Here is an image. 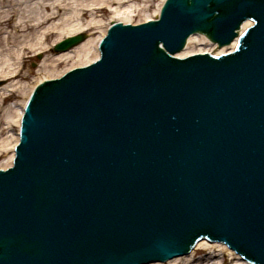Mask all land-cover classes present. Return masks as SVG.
<instances>
[{
  "label": "water",
  "instance_id": "95a60500",
  "mask_svg": "<svg viewBox=\"0 0 264 264\" xmlns=\"http://www.w3.org/2000/svg\"><path fill=\"white\" fill-rule=\"evenodd\" d=\"M193 33L234 48L175 56ZM99 50L26 101L0 264L165 262L204 238L264 264V0H165Z\"/></svg>",
  "mask_w": 264,
  "mask_h": 264
},
{
  "label": "bare ground",
  "instance_id": "6f19581e",
  "mask_svg": "<svg viewBox=\"0 0 264 264\" xmlns=\"http://www.w3.org/2000/svg\"><path fill=\"white\" fill-rule=\"evenodd\" d=\"M15 1L16 3L18 2H21L23 4L27 3V16H24L25 19L20 23L19 26L21 28V31L27 32L26 37H29L28 34L31 32V30L36 31L38 28H41L42 31H40V34L42 36V34L44 33V38H47V35L49 33H55V34L59 33L57 35L58 37L57 42L60 41L63 35L65 37L68 35L71 36L72 34L75 33H77V35H86L84 33L79 34L78 32L86 31L87 29L90 30L97 28L98 25H96V23L98 22V20L95 19L94 17V14L96 13L94 11L95 8L99 6H102L104 8L108 6L107 8H109L110 11H113L117 16H119L118 21L128 22L127 20L131 19L129 15H131V13L135 9L139 8L138 10L142 11L140 5L142 4L141 6L143 7L144 5L149 3V0H0V24L4 20L6 22H10L11 17H9L10 16L9 13L10 12L11 14L15 13V8H11L12 10L7 12L6 9L1 10V7H3L6 3L13 4L15 3ZM161 1L163 2V0ZM161 1L157 4V7L155 9V14H158L159 12V9L162 4ZM112 4L116 5V7H114L113 9L111 7ZM82 15L84 16L88 15V17L90 15L91 18H89L87 21L82 22L81 21ZM250 24H251L250 21L244 22L241 26V29L246 28ZM106 29L101 32V35L98 37L97 40L91 38L85 41L83 40L78 45L74 46V48L57 52L56 55H54L55 57L54 60L55 61L66 60V59H72L73 57L74 58L79 57L85 59L84 64L95 60L99 56V51L97 49L98 41L105 34ZM5 34H7L6 31L3 34L1 40L5 45H10V39L12 38L13 40H15L16 36L13 37L9 33L7 34V36H5ZM26 37L24 36V38ZM24 38H22L21 40H24ZM40 38L41 37L39 36L38 39ZM38 43H42V42H40L39 40ZM196 46L198 47V49L195 48ZM233 47H234V42L231 43L229 46H224L220 48L214 47L204 38L203 35L193 34L187 39L185 48L182 51H180L177 54V56H186L188 54H192L195 52H203V51H212L216 54H219L221 52L230 51L233 49ZM3 50L7 51L8 49L5 48ZM13 52L16 53L15 51ZM0 57H3L0 63V77H7L12 74L11 70H9L10 68L9 58L12 57V54L9 51H7V53H4V55ZM13 88H14L13 82H10L3 87L1 86L0 101H2V99L6 97L7 93L13 90ZM32 88L30 89V91L32 90ZM27 97L23 100L20 106L15 107L14 114L12 113L9 115L8 113V115L6 116L7 120L5 121V123L6 126L7 125L8 126L5 128L9 130L10 128L9 125L12 121L16 125L17 132L15 134L11 132L9 137L0 138V148L6 143H10L11 150L13 151V148L18 141L19 120L22 113V107ZM11 107L12 105H9L10 109ZM12 155L13 152L10 154L8 162L6 163L5 167L10 165ZM5 167H1V168H5ZM197 250H203L205 252L204 254H202V256L195 257ZM225 254H226V258L229 259V261L226 264H247L244 260H242L239 257V255L229 250L225 246V244L221 242L208 241L205 239H201L197 241L187 255L174 257L165 262L149 263V264H163V263L223 264L222 257Z\"/></svg>",
  "mask_w": 264,
  "mask_h": 264
},
{
  "label": "rangeland",
  "instance_id": "374dc122",
  "mask_svg": "<svg viewBox=\"0 0 264 264\" xmlns=\"http://www.w3.org/2000/svg\"><path fill=\"white\" fill-rule=\"evenodd\" d=\"M160 1L161 0H149V3H145L146 5H144L143 7L141 6V4L140 7L142 11H139V8L135 9L131 13V15H129L131 19L127 21L135 24L138 22H143L148 18H154L157 15L155 14V9ZM107 7L104 8L102 6H99L95 8L94 12L96 13L94 14V17L98 20V22L96 23V25H98L97 28L78 32L86 34L85 40L90 38L97 40L101 35V32L105 30L111 22L119 20V16H117L113 11H110ZM111 7L113 9L114 7H116V5L112 4ZM11 8H15V13H9V17H11L10 22H6L4 20L0 24V56H3L4 53H7V51L12 54V57L9 58V70H11L12 74L7 77H0V80H2V84L0 85V87L13 82L14 88L7 93L6 97L2 99V101H0V138L9 137L11 132L13 134L17 132L16 125L12 121L9 125V130L5 128L8 126H6L5 123V121L7 120L6 116L8 115V113L9 115L12 113L14 114L15 107L22 104L23 100L27 97L33 85H35L42 79L57 76L73 66L82 65L85 63V59L79 57L55 61L54 55H56L57 52H55L54 50V45L58 41L57 35L59 33H49L47 35V38H44V33L42 34V36L40 34V31H42V29L38 28L36 31L31 30V32L28 34L29 37H26L27 32L21 31V28L19 26L20 23L25 19L24 16H27V3H16V1L13 4L6 3L3 7H1V10L6 9L8 12L12 10ZM89 18H91L90 15L89 17L88 15H82L81 21H87ZM5 31L7 32V34L9 33L13 37L16 36L15 40H13L12 38L10 39V45H5L1 40ZM7 34H5V36H7ZM24 36L26 38H24ZM39 36L41 37L40 39H38ZM22 38H24V40H21ZM64 39L65 36L63 35L60 41ZM39 40L42 43H38ZM5 48L8 50L4 51L3 49ZM195 48L198 49L197 46ZM13 51H15L16 53H14ZM2 59L3 57H0V63ZM9 105H12L11 109L9 108ZM12 152L13 151L11 150L10 143H6L5 145L1 146L0 168L5 167ZM204 252L205 251L203 250H197L195 257L202 256ZM228 261L229 259L226 258V254L223 255V264H226Z\"/></svg>",
  "mask_w": 264,
  "mask_h": 264
}]
</instances>
